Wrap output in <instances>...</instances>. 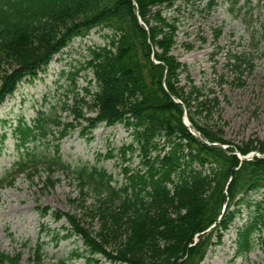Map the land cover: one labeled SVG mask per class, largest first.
<instances>
[{
	"label": "trees",
	"instance_id": "16d2710c",
	"mask_svg": "<svg viewBox=\"0 0 264 264\" xmlns=\"http://www.w3.org/2000/svg\"><path fill=\"white\" fill-rule=\"evenodd\" d=\"M180 1L0 0V105L20 84L37 80L74 40L98 28L110 32L105 46L90 49L83 70L92 79L83 93L72 88L78 71L66 75L72 82L67 93H73L61 110L67 120L56 107L38 113L34 125L19 119L12 132L19 148L28 151L31 141L49 134L57 135L58 143L48 155L27 152L0 179V191L42 165L52 174L56 169L71 172L60 142L77 126L83 125L82 133L88 135L100 126L122 125L132 142L121 151L138 152L139 167L124 168L121 185L104 169L76 172L93 198L82 211L98 219L99 229L92 232L68 213L53 211L54 220L68 225L62 239L78 237L86 254L76 251L69 260L49 264H74L78 258L84 264H201L214 238L230 229L246 197L262 192L237 234L238 253L255 248V237L264 228V158L241 160L237 153L264 155V143L234 149L219 131L199 122L203 115H221L222 108L172 55L179 25L165 11ZM198 1L210 8L216 0ZM224 1L233 6L252 2ZM257 1L264 9V0ZM40 211L43 217L50 213L49 208ZM42 249L38 244V262L43 261Z\"/></svg>",
	"mask_w": 264,
	"mask_h": 264
},
{
	"label": "rangeland",
	"instance_id": "374dc122",
	"mask_svg": "<svg viewBox=\"0 0 264 264\" xmlns=\"http://www.w3.org/2000/svg\"><path fill=\"white\" fill-rule=\"evenodd\" d=\"M165 14L174 16L179 25L172 55L186 65L197 87L209 98L220 101L221 115H203L198 117L199 122L219 131L234 149L264 143V9L258 1H241L233 6L216 0L209 8L205 2L181 0ZM109 34L107 29L98 28L74 40L37 80L20 84L16 93L0 105V179L27 152L48 155L54 150L57 135L38 137L24 151L12 137L13 129L19 119L34 125L38 113L48 114L53 107L63 121L67 120L61 110L73 93H67L72 82H67L66 75L78 71L76 88L71 86L76 93H83L92 79L83 70L90 49L105 46ZM181 78L185 82V74ZM82 127L77 126L60 142L63 162L71 167V172L56 169L52 174L42 165L0 191V254L4 264H49L69 260L76 251L84 256L82 240L75 236L62 239L67 234V222L56 221L51 215L56 210L68 213L84 228L92 232L99 229L98 219L82 211L93 198L88 188L81 187L76 172L85 167L104 169L121 185L125 181L124 168L139 167L137 151H121L132 142L125 127L100 126L88 135L82 133ZM253 153V159L264 158L258 151L248 155ZM109 155L113 157L108 158ZM261 197L262 192L246 197V203L237 208L240 213L230 229L214 238V245L201 264H264V228L255 237L251 253H238L237 243L238 230L249 222L250 204ZM43 208L50 209L49 215L43 217ZM38 244L43 245L42 262L35 258ZM72 263L84 264V258ZM101 264L112 263L103 260Z\"/></svg>",
	"mask_w": 264,
	"mask_h": 264
},
{
	"label": "water",
	"instance_id": "95a60500",
	"mask_svg": "<svg viewBox=\"0 0 264 264\" xmlns=\"http://www.w3.org/2000/svg\"><path fill=\"white\" fill-rule=\"evenodd\" d=\"M185 122H186L187 127H189V126H190V123H188V119H187V117H186V119H185ZM193 135L196 136V137H198V135L195 134V133H193ZM200 138H201V137H200ZM255 155H256V154L253 153V154L248 155V156H240V158H241V160H248V161H250V160H253V157H254ZM263 157H264V156H263Z\"/></svg>",
	"mask_w": 264,
	"mask_h": 264
},
{
	"label": "bare ground",
	"instance_id": "6f19581e",
	"mask_svg": "<svg viewBox=\"0 0 264 264\" xmlns=\"http://www.w3.org/2000/svg\"><path fill=\"white\" fill-rule=\"evenodd\" d=\"M187 119H188V118H187ZM184 123H185V125H186V122H184ZM188 123H190L189 120H188ZM186 126H187V125H186ZM191 133H192V131H191Z\"/></svg>",
	"mask_w": 264,
	"mask_h": 264
}]
</instances>
